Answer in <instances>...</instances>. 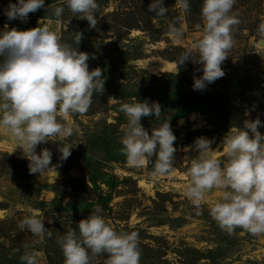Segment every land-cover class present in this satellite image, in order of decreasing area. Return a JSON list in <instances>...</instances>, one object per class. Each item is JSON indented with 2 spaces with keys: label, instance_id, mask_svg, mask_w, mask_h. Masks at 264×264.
Instances as JSON below:
<instances>
[{
  "label": "rangeland",
  "instance_id": "374dc122",
  "mask_svg": "<svg viewBox=\"0 0 264 264\" xmlns=\"http://www.w3.org/2000/svg\"><path fill=\"white\" fill-rule=\"evenodd\" d=\"M10 2L17 0H0L3 30L5 25L18 30L47 26L61 43L88 53L89 71L100 68L105 83L86 114L58 118L73 127L71 137L36 147L37 154L43 149L52 153L53 168L43 176L31 174L22 150L0 133V264H22L20 257L33 250L39 253V264H64L57 239L69 229L78 231V223L97 207L115 231L138 232L140 264H264V234L252 236L239 228L229 234L210 216L223 189L207 192L199 208L185 195L191 163L198 158L197 138L212 140L213 153L226 163L225 136L246 120L264 123V37L258 32L264 23V0H236L232 11L240 23L233 28V47L221 65L225 75L203 91L192 87L194 77L202 76V65L191 60L176 64L202 37L204 24L201 14L193 12L189 26L179 0H164L165 16L148 10L152 0H97L95 28L74 15L64 0H45L27 22L9 21L4 10ZM56 7L64 8L62 17L54 15ZM177 20L184 30L179 41L168 35V25ZM78 33L82 38L77 45ZM167 63L174 68H154ZM206 91L229 99L238 116L228 115L226 124H216L197 111L173 120L186 98ZM139 101L157 102L162 109L160 119H141L149 134L169 120L176 136L174 171L167 176L152 175L156 155L139 168L126 163L121 139L127 117L120 107ZM227 124L234 125L226 129ZM258 131L264 135V127ZM65 144L72 146L71 155L62 160L59 147ZM32 215L44 222L51 238L39 241L20 229V222ZM107 259L106 253L92 256L91 264H106Z\"/></svg>",
  "mask_w": 264,
  "mask_h": 264
},
{
  "label": "clouds",
  "instance_id": "9594fccd",
  "mask_svg": "<svg viewBox=\"0 0 264 264\" xmlns=\"http://www.w3.org/2000/svg\"><path fill=\"white\" fill-rule=\"evenodd\" d=\"M75 15L80 14L91 28L97 24V0H64ZM185 13L190 11V0H179ZM236 0H203L201 17L203 35L187 47L176 61L177 65H202V76L194 77L193 90L203 91L208 84L222 78L221 67L233 47V28L240 23L233 13ZM45 0H17L9 3L4 15L9 21L27 22L29 13L44 7ZM155 16H165L164 0H152L148 6ZM63 7H56L54 15L62 17ZM264 37V23L258 27ZM171 39H183V26L176 22L168 25ZM82 34L75 36L78 45ZM89 54L79 52L69 44L61 43L55 32L47 26L30 30L15 28L0 31V133L15 141L24 158L28 159L29 172L43 176L53 167L52 153L43 149L36 153L39 144L57 137L67 138L73 127L61 122L60 117L86 114L94 94L101 93L105 80L102 70L89 71ZM95 59V57H92ZM178 71V68H177ZM120 111L127 117L125 134L121 139L122 152L129 167L139 168L156 155L153 176H167L174 171L176 148L169 120L149 134L141 124L147 116L161 118L159 103L139 101L124 103ZM264 127L260 119L246 120L242 128L230 131L222 148L226 163L212 151V140L199 137L194 142L198 158L191 163L190 183L185 195L199 208L207 192L223 189L221 199L209 210L218 226L233 233L237 228L252 236L264 234ZM70 144L60 145L61 159L71 155ZM102 210L82 219L76 229H69L57 239L64 256V264H91V257L107 254L106 264H140L139 234L136 231L117 232L103 218ZM28 230L39 241L51 238L52 233L35 215L24 218L18 225ZM22 264H39V253L26 251L20 257Z\"/></svg>",
  "mask_w": 264,
  "mask_h": 264
},
{
  "label": "trees",
  "instance_id": "16d2710c",
  "mask_svg": "<svg viewBox=\"0 0 264 264\" xmlns=\"http://www.w3.org/2000/svg\"><path fill=\"white\" fill-rule=\"evenodd\" d=\"M203 6V0L201 2H197L196 0L190 2V11L187 12V22L188 25L191 26L190 16L191 13L196 12L198 14L201 13V8ZM178 25L180 26L181 23L177 20ZM180 112L174 115L173 120H177L182 118L184 115L192 114L197 111H202L207 116V118L212 123H218L219 120L225 123V119L228 115H236L238 116L237 107L232 106L229 99H224L219 96L211 95L209 91L206 92H198L195 93L188 98H186L184 106H180ZM244 111V110H243ZM245 114V111L243 115ZM230 123V122H229ZM234 124H227L226 129H229L230 126ZM237 128H242V126H237Z\"/></svg>",
  "mask_w": 264,
  "mask_h": 264
},
{
  "label": "bare ground",
  "instance_id": "6f19581e",
  "mask_svg": "<svg viewBox=\"0 0 264 264\" xmlns=\"http://www.w3.org/2000/svg\"><path fill=\"white\" fill-rule=\"evenodd\" d=\"M3 29H2V27L0 26V31H2ZM174 64H171V63H167V64H162L161 66H157V67H154V68H156V69H172V68H174ZM195 117V115H192L191 116V118H194ZM184 122V119H182V120H180V124H182ZM147 164V160H146V163H145V165ZM144 165V166H145ZM142 184H144V183H142Z\"/></svg>",
  "mask_w": 264,
  "mask_h": 264
},
{
  "label": "built area",
  "instance_id": "2783aa9c",
  "mask_svg": "<svg viewBox=\"0 0 264 264\" xmlns=\"http://www.w3.org/2000/svg\"><path fill=\"white\" fill-rule=\"evenodd\" d=\"M3 8V7H2Z\"/></svg>",
  "mask_w": 264,
  "mask_h": 264
}]
</instances>
